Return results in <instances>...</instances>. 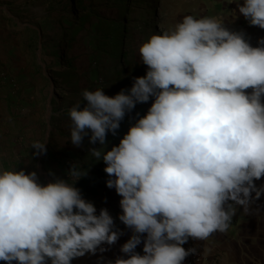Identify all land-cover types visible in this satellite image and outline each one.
<instances>
[{
    "label": "clouds",
    "instance_id": "obj_1",
    "mask_svg": "<svg viewBox=\"0 0 264 264\" xmlns=\"http://www.w3.org/2000/svg\"><path fill=\"white\" fill-rule=\"evenodd\" d=\"M236 5L264 30V0ZM258 45L218 19L184 16L140 46L147 71L130 89L112 97L85 89L83 106L69 109L71 144L88 137L101 145L88 151L106 165V186L121 197L118 219L133 233L120 249L127 258L115 264H184L196 253L183 247L189 239L227 231L237 206L247 213L264 196L256 183L264 179V39ZM150 99L147 113L105 151L126 113ZM46 145L34 142L33 155L46 154ZM69 174L78 181L87 171L72 165ZM73 185L0 171V261L71 264L118 241L107 209L97 215ZM141 243L143 255L135 251Z\"/></svg>",
    "mask_w": 264,
    "mask_h": 264
},
{
    "label": "rangeland",
    "instance_id": "obj_2",
    "mask_svg": "<svg viewBox=\"0 0 264 264\" xmlns=\"http://www.w3.org/2000/svg\"><path fill=\"white\" fill-rule=\"evenodd\" d=\"M171 6V0H0V171H35L42 185L57 179L74 184L97 215L107 209L114 230L126 231L118 219L121 197L115 189L99 184L87 195L91 186L69 174L72 165L82 170L81 162L61 155L59 147L71 142L68 111L79 103L74 80L82 71L88 79L91 72L95 87L103 86L110 97L130 89L134 78L147 71L140 46L151 35L171 29ZM88 45L95 57L90 71L83 67ZM76 58H81L79 73ZM152 102L137 104L126 113L118 130L121 139ZM37 141L47 144L46 154L33 155ZM92 147L88 145L87 153ZM91 161L96 167L103 164L102 159Z\"/></svg>",
    "mask_w": 264,
    "mask_h": 264
},
{
    "label": "crops",
    "instance_id": "obj_3",
    "mask_svg": "<svg viewBox=\"0 0 264 264\" xmlns=\"http://www.w3.org/2000/svg\"><path fill=\"white\" fill-rule=\"evenodd\" d=\"M171 3L169 18L171 29L169 30H172L184 16L191 15L197 19L209 17L220 20L230 31L243 32L246 40L253 47L259 46L258 41L264 39V30L250 26L249 22L239 14L236 3L242 4L243 0H171ZM92 48L91 45H88L87 49H85L89 56L86 59L84 58L86 65L83 67L85 69L88 67L89 71L93 69V66H90L92 58L95 59L94 56L92 57L94 55ZM80 62L81 58L74 60V67L78 73L81 72L79 69V66H81ZM82 75L83 71L78 76V80H74L73 90L77 91L78 101L83 106L85 102L82 98V91L85 89L95 91L98 88L102 89L103 86L95 87V79L90 77L91 72L88 73V79L87 77H82ZM110 87L112 90L116 89L114 86ZM104 92L106 91L104 90ZM70 128L71 126L69 130ZM118 132L116 136L108 135L107 143L104 146L105 151L119 143L121 136L118 135ZM85 139V142L79 148L74 147L71 142L61 144L59 148L62 152H60L61 155L64 154V156L73 159L78 158L83 168L80 171H87V175L82 176L79 180L83 184L90 185L93 181H97L94 178L95 172L103 171L105 173V164H98V167L94 166L91 161L94 158H90L91 154L86 151L88 145L91 144H89L87 137ZM93 147L100 148L101 145L97 143ZM89 175H92V177L89 178ZM256 183L257 186L264 184V179ZM97 184H99V181ZM132 234V231L127 228L114 245H102L106 251L101 253L97 250L95 255L86 254L84 257L75 259L76 264H115L117 258H127L121 253L120 249L130 239ZM185 246L198 249L207 259L215 258L217 264H264V196L259 201H256L247 213L237 206L236 214L227 231L216 232L207 240L189 239ZM135 251L143 255V243L137 246Z\"/></svg>",
    "mask_w": 264,
    "mask_h": 264
},
{
    "label": "built area",
    "instance_id": "obj_4",
    "mask_svg": "<svg viewBox=\"0 0 264 264\" xmlns=\"http://www.w3.org/2000/svg\"><path fill=\"white\" fill-rule=\"evenodd\" d=\"M184 248L187 250L190 247L184 246ZM184 264H217L216 259H207L198 249H196V253L194 255H189L185 261Z\"/></svg>",
    "mask_w": 264,
    "mask_h": 264
},
{
    "label": "trees",
    "instance_id": "obj_5",
    "mask_svg": "<svg viewBox=\"0 0 264 264\" xmlns=\"http://www.w3.org/2000/svg\"><path fill=\"white\" fill-rule=\"evenodd\" d=\"M129 29V27L127 26L126 27V32H127V30ZM121 46L122 45H119L118 46V49H120L121 48ZM126 56V54L124 55V59L126 58L125 57ZM78 170V169H77ZM95 180H97V181H93L91 184H90V186H91V188L89 189V190H91L92 192H90V191H87V195L89 194H94V191H95V188H96V186H99V184H100V186L101 187H104L105 185H106V181L109 179V177L106 175V173H103V171H98L97 173H96V175H95ZM99 181V184H97V182ZM185 246V244L183 245V247Z\"/></svg>",
    "mask_w": 264,
    "mask_h": 264
}]
</instances>
